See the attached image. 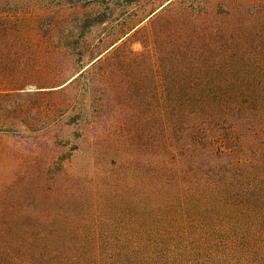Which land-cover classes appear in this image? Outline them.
Returning <instances> with one entry per match:
<instances>
[{"label":"trees","instance_id":"1","mask_svg":"<svg viewBox=\"0 0 264 264\" xmlns=\"http://www.w3.org/2000/svg\"><path fill=\"white\" fill-rule=\"evenodd\" d=\"M225 1L175 0L123 41H88L103 19L64 28L40 22L58 1L0 0V135L30 134L0 150L2 191L60 174L63 145L19 105L72 102L82 74L87 96L104 84L95 70L143 63L148 132L162 135L146 162L121 163L129 179L87 178V198L52 215L0 216V264H264V0H245V24L226 19Z\"/></svg>","mask_w":264,"mask_h":264},{"label":"rangeland","instance_id":"2","mask_svg":"<svg viewBox=\"0 0 264 264\" xmlns=\"http://www.w3.org/2000/svg\"><path fill=\"white\" fill-rule=\"evenodd\" d=\"M33 1L37 4L58 1L62 5L52 8V15L40 22L59 20V25L70 28L78 27L82 23L88 25L97 17L105 22L95 28L92 35H86V40L93 41L99 36L104 39L108 34L117 37L127 33L121 40L123 41L137 29L146 26L175 0ZM69 2L72 6L68 5ZM244 8L245 0H226L222 10L230 22L245 24ZM58 9L64 12L58 14ZM60 15H63L61 20ZM30 17L32 22H37L35 14H30ZM128 48L134 52H141L143 49L140 43L129 44ZM86 64L84 60L79 68ZM145 67L143 63L137 65L130 62L127 68L111 73L104 67L95 70L92 77L104 84L95 86L90 94L94 98L84 93L86 76L82 74L78 88L79 97L72 102H66L65 96L56 95L37 97L20 103L19 111L23 123L31 126L33 130H41L37 135L49 129L47 135L63 145V148L55 149L62 156L60 160H56L54 166L55 169L60 168L57 170L60 174L51 180L41 178L25 185L19 183L15 189H7L10 190L8 192L5 188L2 191L5 184L0 181V216L52 215L60 206L74 205L87 198L90 193L86 189L87 178H94L96 183L100 182L103 174L113 179L122 175L129 179L131 175L121 167L122 162L131 161L133 167L141 161L146 162L151 152L159 151L162 135L148 132V122L151 119L149 105L152 101L148 91L150 75ZM19 128L18 134L0 135V150L18 145L21 135H30L24 127L19 125ZM152 137L157 143L156 148L151 146ZM25 171L26 169L23 170ZM79 189H84L80 195ZM53 202L56 209L50 210L48 205ZM30 203L35 204L34 209L24 207Z\"/></svg>","mask_w":264,"mask_h":264}]
</instances>
